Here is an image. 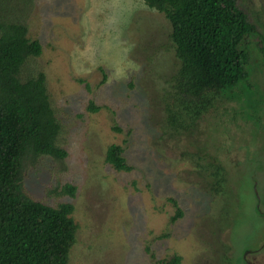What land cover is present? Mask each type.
Returning <instances> with one entry per match:
<instances>
[{
  "label": "rangeland",
  "instance_id": "obj_1",
  "mask_svg": "<svg viewBox=\"0 0 264 264\" xmlns=\"http://www.w3.org/2000/svg\"><path fill=\"white\" fill-rule=\"evenodd\" d=\"M2 4L1 13L42 45L19 76L45 74L66 156L26 159L22 184L34 200L73 205L69 264H160L173 254L181 264H264V0H237L256 27L243 48L258 109L239 91L192 132L166 122L179 61L164 13L143 0ZM91 101L98 110L88 108ZM112 143L131 170L105 161ZM207 155L225 168L219 191ZM66 184L74 194L62 190ZM169 198L183 212L174 222Z\"/></svg>",
  "mask_w": 264,
  "mask_h": 264
},
{
  "label": "trees",
  "instance_id": "obj_2",
  "mask_svg": "<svg viewBox=\"0 0 264 264\" xmlns=\"http://www.w3.org/2000/svg\"><path fill=\"white\" fill-rule=\"evenodd\" d=\"M0 0V264H69L77 224L73 205L50 206L31 198L23 188V164L28 158L49 155L63 159L66 151L57 145L61 126L51 107L46 77L38 72L21 80L20 71L30 57L42 52L37 39L27 35L23 22L1 13ZM164 13L171 25L170 39L179 66L171 76V92L165 100L166 122L175 130L192 132L221 99H235L239 91L253 106L248 84L249 52L246 37L256 34L237 0H143ZM90 110L99 107L92 101ZM115 130L120 127L114 126ZM120 144L107 146L105 161L117 171H129ZM207 154V153H206ZM212 168L213 190L226 183L225 168L215 157H205ZM62 190L74 194L66 184ZM170 217L183 215L175 199ZM160 264H181L173 254Z\"/></svg>",
  "mask_w": 264,
  "mask_h": 264
}]
</instances>
